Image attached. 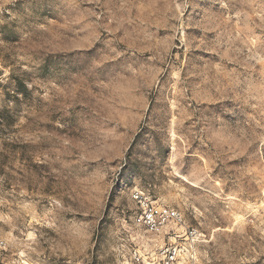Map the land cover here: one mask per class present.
<instances>
[{"label":"rangeland","instance_id":"374dc122","mask_svg":"<svg viewBox=\"0 0 264 264\" xmlns=\"http://www.w3.org/2000/svg\"><path fill=\"white\" fill-rule=\"evenodd\" d=\"M0 264H119L143 194L264 264V0H5Z\"/></svg>","mask_w":264,"mask_h":264},{"label":"built area","instance_id":"2783aa9c","mask_svg":"<svg viewBox=\"0 0 264 264\" xmlns=\"http://www.w3.org/2000/svg\"><path fill=\"white\" fill-rule=\"evenodd\" d=\"M8 13L0 0V16ZM132 232L119 250V264H200L207 235L182 210L135 194ZM8 251L0 237V256Z\"/></svg>","mask_w":264,"mask_h":264}]
</instances>
